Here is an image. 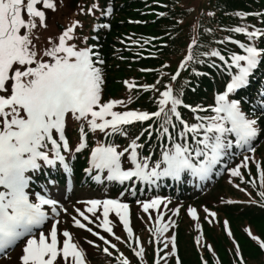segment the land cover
Masks as SVG:
<instances>
[{
	"label": "snow or ice",
	"instance_id": "6c2138e0",
	"mask_svg": "<svg viewBox=\"0 0 264 264\" xmlns=\"http://www.w3.org/2000/svg\"><path fill=\"white\" fill-rule=\"evenodd\" d=\"M38 5H42V8L37 7ZM55 8L54 0H0V254H6L7 250L24 240L21 264H59L61 260L63 264H86L84 250L73 242L72 234L66 229L62 233L58 231L57 226L61 222L58 219L60 211L66 213L67 209L60 207L58 201L40 193H35L33 200L28 191L31 180L28 173L39 170L40 161L47 166H55L59 162L68 170L63 152L70 151L65 134L66 116L69 113L75 120L84 121L87 128L93 132L110 130L109 134L123 135H126L125 126L163 117L157 131L161 137L167 139L170 146L163 145L161 159L154 165H150L151 157L140 156L138 149L143 145L137 143L139 137L132 140L122 151H118L117 146L111 144L97 145L92 150L88 171H106L108 180L120 183L136 178L154 184L161 177L171 176L179 179L185 171L201 180L207 179L233 146H247L249 151L254 152L251 141L258 134L256 120L245 115L241 110L240 101L229 97L248 85L249 77L264 60V47L255 43L264 37V30L249 31L247 27L236 26L231 31L243 34L247 42L227 37L218 43L235 44L241 52H232L225 56L220 50L213 49L203 53L205 56L218 58L229 72L235 69L226 85V91L217 95L215 105L207 109L183 104L174 94L171 85H163L161 91L156 87L161 83L159 80L153 85H136L125 81L130 91L139 87L158 93L155 98L157 110L148 112L127 109V103L123 100L102 101L104 78L101 67L97 65L103 64V60L90 47L77 48L74 43H69L74 39V31L79 22L64 29L57 38L58 42L49 37L50 47L42 54L36 50L33 32L38 27L37 20L40 27L46 28V14L42 9ZM237 15L243 16L241 13ZM195 44L196 40L193 39L180 69L194 60L192 48ZM43 57L49 59L45 60ZM215 66L213 64V67ZM179 74L177 71L171 79L176 80ZM130 102L131 98L128 100V103ZM117 106H123L126 110H114ZM180 106L188 108L194 114L210 111L212 115H195L196 122L189 123L181 117L178 111ZM173 118L181 125L179 129L173 123ZM170 128L176 130L175 137ZM79 133V146L76 151L85 147L86 133L83 125ZM229 135L235 136V145L232 140L227 139ZM125 154H128L127 158L132 165L127 170L122 168V157ZM250 159L252 158L244 156L240 165L228 169L230 175L243 180L241 168H246ZM257 169L261 187H264V169H261L259 163ZM95 179L99 180L100 177ZM252 183L255 187V181ZM259 195L264 197V191ZM81 203L85 205L84 209H75L77 216L72 217L75 227L85 229L98 236L105 244H109L104 236L94 232L88 224L98 220L100 222L96 224L97 227L115 235L113 222L109 218L110 214H115L129 241L133 239L127 203L120 199H91ZM138 203L145 213H149L150 209L157 211L156 226L154 231H149H153L157 243L163 242L164 249L168 248L170 243V254L175 255V235L170 238L164 236L169 227H175V222L170 219L168 222L163 221L164 213L159 211L161 198ZM45 206L51 208V218L54 221L47 233L42 230V226L50 219ZM58 207L60 211L57 210ZM204 211L211 217L216 215L207 208ZM178 214L177 208L173 215ZM188 214L193 220L198 219L195 208L189 207ZM149 219H152L151 214ZM196 227L199 229L200 225L197 224ZM34 230H39L38 235ZM249 235L253 240L257 239L251 232ZM60 236L63 237L62 241ZM116 239L119 240L120 237L117 236ZM135 243L139 250L134 248V254L143 262L144 248L140 245L138 237L135 238ZM197 244H200V237H197ZM110 246L116 248L115 244ZM260 247L264 248V241L260 242ZM164 249L157 248L155 264H161L164 257L160 256V253ZM103 251L109 256L112 255L107 247ZM118 259L120 264H130L122 253ZM177 264H180L178 259Z\"/></svg>",
	"mask_w": 264,
	"mask_h": 264
},
{
	"label": "trees",
	"instance_id": "16d2710c",
	"mask_svg": "<svg viewBox=\"0 0 264 264\" xmlns=\"http://www.w3.org/2000/svg\"><path fill=\"white\" fill-rule=\"evenodd\" d=\"M179 1L83 0L80 16L84 19V26L80 27L79 35L74 36V38L78 37L76 43L73 41L72 43L76 46L84 43L103 60V64L97 65L101 67L103 72V94L117 93L121 88V84L118 79L112 78L128 73L129 69L127 68H134L136 72L129 74L131 79L128 77L122 78L124 84L125 81H128L136 85H153L159 80L161 83L156 85L157 88L163 91V85H171L174 94L185 105H191L192 107L201 106L205 109L215 105L216 96L225 90L224 83L230 81L235 69L229 72L218 58L205 56L203 53L213 49L220 50L225 56L230 55L232 52H241L242 50L235 44L227 42L221 44L218 41L231 37L234 40L247 42V38L243 34L231 31L236 26L247 27L249 31L254 29L264 30V0H205L206 6L198 10L193 18L192 25L187 27L183 26L181 20L188 17L191 10L189 8L176 7ZM77 2L78 0H71V5L75 6ZM209 13H212V15H209ZM238 13L243 14V16L237 15ZM70 18L72 23L77 22L74 14ZM146 32H150L152 36H146ZM146 37L148 38L146 39ZM193 39L196 40V44L192 48L194 60L189 61L185 68L180 69V64L188 54L189 45ZM185 40H187V43L184 44ZM255 43L259 47H264V37L256 40ZM135 45H144V47L140 48L141 51L144 49L150 51L151 48H145L146 46H155V48L149 54L137 55L134 51L137 50ZM129 50L133 51L131 55ZM165 59H170L171 61L166 62ZM169 62L172 64L171 69ZM213 64L216 66L213 67ZM137 70L139 71L138 73ZM177 71L180 73L179 76L176 80H172L171 77ZM137 88L132 89L133 96L131 102L127 104V108L148 112L156 111L155 98L158 93ZM229 98L240 101V107L248 115L264 108V60L249 77L248 85L230 94ZM178 111L181 117L189 123L196 122L194 120L195 115H212L210 111L194 114L183 106H180ZM162 122L163 117L160 119L153 118L142 123L136 122L125 126L126 135H123L120 133L109 134L110 130L108 132L99 130L93 132L87 128L84 121H77L71 116V127L66 131V135L72 147L71 151H68L67 160L72 166L77 183H80L81 187L97 190H102L106 187L113 194L121 191L122 200L132 203L155 194L166 195L174 200L186 201L191 200L217 183L228 166L242 152L248 150L247 146L244 148L233 146L228 150V155L221 160L209 177L204 180L194 177L190 172L185 171L181 173L179 179L166 176L159 178L154 184L143 183L140 185L139 182L133 180L120 183L101 179L102 181L98 185V183L94 182L92 174V176L87 175L89 172L87 171L89 169L88 155L92 148L97 145L111 144L123 150L137 137H139L137 143L143 145V147L138 149L140 156L151 157L150 165H154L156 161L161 159L163 145L170 146L167 139L161 137L157 131ZM173 123L177 125V129L181 127L175 118H173ZM82 125L86 133L85 147L80 151H76L79 146V129ZM149 131L151 136H149ZM170 131L173 132L175 137L176 130L170 128ZM258 135L251 141V146L258 138ZM227 139L232 140L233 145H235V136L229 135ZM189 142H191L190 137ZM40 164L39 170L29 172L31 178L37 183L45 181L48 177L55 178L60 182L64 181L62 166L59 162L55 166H47L43 161H40ZM82 180L83 183H81ZM248 180H243L242 184H239L246 188V195L240 193L234 195L232 199L221 203L216 210L218 214L225 215L231 219L232 229L235 234H239L240 238H246L249 235L243 228V224L240 225V222L247 223L254 228L261 227L264 231V197H261L259 195L260 192L256 190V188L258 189L256 180H254L256 188L253 183L251 184V180ZM233 220L237 222L239 227L234 225ZM205 231L207 236L212 239L213 237L210 236L208 230ZM221 231H223L221 232L222 235H219L218 232V235H215L216 239L210 241L211 248L205 250V252L209 262L212 260V253L215 250L220 254L222 252L223 263L229 264L228 258L227 262L225 259L229 242L223 227ZM259 231L262 232V230ZM182 235L183 233L180 232L178 238H181ZM119 236L121 237L119 241H121L120 243L116 242L118 249L126 255L130 264H139L137 258L135 259L134 257V252H129L130 247L124 233ZM246 239L249 242V246L247 250H244V253L255 257L258 260L256 264H264V249L260 253V257L263 259H260L259 255L256 256L257 253L253 252L254 241L251 236L249 235ZM222 240H224V245ZM178 255L181 260L180 264H200L194 252L191 254L185 248L181 249L178 247ZM162 257L164 259L161 260V264H174L172 257ZM88 261V264H120V261H114L113 255L104 256L99 248L94 259H89Z\"/></svg>",
	"mask_w": 264,
	"mask_h": 264
},
{
	"label": "rangeland",
	"instance_id": "374dc122",
	"mask_svg": "<svg viewBox=\"0 0 264 264\" xmlns=\"http://www.w3.org/2000/svg\"><path fill=\"white\" fill-rule=\"evenodd\" d=\"M54 3L56 4L55 10L51 9H42L45 11L46 14V24L47 27H40L39 21L37 20L38 27L33 32V43L36 46V50L39 53H43V51L50 47L49 45V37L52 38L53 41L58 42L57 38L61 34V32L69 27L72 24V20L70 16L74 14L76 17V21L79 22L78 26L75 28L74 36L79 35V29L80 27H83V21L84 19L80 16L81 6L83 3V0H78L75 6L71 5V0H54ZM206 6L205 0H180L176 7L191 10L188 17H185L181 20L184 27L191 26L193 22L194 16L197 14L199 9H202ZM37 7L42 8V5H38ZM25 19H27V16L25 15ZM179 21V20H178ZM146 36H152L150 32H146ZM148 37H146L147 39ZM77 38H74L72 41L76 43ZM72 41H69V43H72ZM84 42V41H83ZM187 43V40H185L184 44ZM77 45L79 47L77 48H85L88 47L84 45ZM153 44V43H152ZM184 46V45H183ZM141 47L143 46H136L137 50H134L135 53L138 54H149L152 49L155 48V46H146L145 48H151L150 51H147L144 49L141 51ZM185 48V47H184ZM130 51V50H129ZM133 51H130L129 54L131 55ZM45 60L49 59L48 57H43ZM167 61H171L170 59H165ZM176 60V59H175ZM170 69L172 68L171 62ZM128 73L121 74L119 76H115L112 79H118L121 84V88L117 93L113 94H103L102 92V101L106 102L110 99H116V100H123L128 104L129 98L132 99L133 96V90H129L126 85L123 83V79L125 77H128L131 79V76L129 74L135 73L134 68H127ZM134 71V72H133ZM139 71L137 70V73ZM123 78V79H122ZM142 89V88H137ZM143 90V89H142ZM145 92V91H144ZM128 109V108H127ZM117 111H124L126 110L123 106H117ZM241 110L245 113V115L249 119H255L256 120V127L258 129V138L252 143V148L255 149L254 152L247 150L246 152L242 153L237 159H235L228 168L224 171L222 174L220 180L215 183L213 186L207 188L202 193L197 195L196 197L192 198L191 200L181 201V200H174L173 198L166 197V196H160L162 203L159 206V211L164 213L163 221L168 222L169 219L171 221L175 222V227H169V230L164 234L165 237L170 238L173 235L176 237V253L175 255H171V244L169 243V247L164 249L163 242L157 243L156 237L153 235V231L155 228V220L157 216V211L150 209L149 213H145L142 210L141 204L138 203V201L133 203H128L125 201H122L123 203H127L129 205V212H130V226L133 229L134 237L131 241H129L128 235L123 229V225L120 223L119 219L115 214H110V220L113 222V232L115 235H111L109 233H106L103 231L102 228H99L96 226L100 221H96V223L88 224V227L92 228L94 232H98L100 235L104 236L106 240H108L110 243L105 244L104 241L100 240L98 236L93 235L92 233L88 232L85 229H80L78 227H75L73 224L72 217L77 216V213L75 209L79 208L81 210L84 209L85 205L81 202L82 200L75 201L76 199H82V198H94V197H100L103 198V196H106L107 188L103 189L102 191H95L94 188H80L79 186H74L70 192L61 193L58 191V188H53L51 193H56L57 197H52L51 195H46L47 198H57L58 205L64 209H67V212L60 211V207H58V211H60V215L58 219L61 221L59 223L58 231L62 233L65 229L68 230L73 237V242L77 243L80 248L84 250L86 259L85 262L88 264L89 259H94V256L96 252L98 251V248L100 251L104 254V256L109 257L103 249L107 247L109 251L114 256V261L118 260V257H120V254L122 253L124 257L126 255L118 249L117 243H120L119 240L116 239V237H120L122 233L127 238V243L129 245V252L133 253V249L136 248V250H139L135 243V238H139L140 245L144 248L143 253V262H141L140 258L136 255L134 256L135 259L137 258V261L139 264H155V261L157 259V248L164 249L160 256L165 257H172L173 263L177 264V259L179 262L180 256L178 255V247L185 248L187 252H190L191 254L196 255L198 257L200 264H224L223 263V254L221 252L218 253L216 250L214 253H212V260L209 262L207 260V253L205 250H208L211 248V242L216 239L215 235L221 234L222 227L225 229L226 237L228 239L229 244L227 245V256L225 257L226 262L228 258L229 264H256L258 260L255 257H252L250 254H245L244 250L248 248L249 242L246 238H240L239 234H235L232 229L231 219L228 218L225 215H221L217 213V208L219 205L226 200L232 199L234 195L242 194L246 195L247 190L246 188L240 186L239 184H242L243 180H256V184L258 185V189L256 188L257 192H261L264 187H261L260 179H259V171L257 169V163L260 164L261 169H264V108H262L259 111H254L251 115H248L244 109L241 108ZM71 114L69 113L66 116V131L71 127ZM69 147L71 151V142L69 141ZM94 149V148H93ZM92 149V150H93ZM91 150V152H92ZM117 150L120 151V148L117 147ZM91 155V154H90ZM128 154H125L124 157H122V168L127 170L128 168L132 167L131 162L127 158ZM244 156H249L252 159L249 160L248 166L246 168H241V173L243 176V180H241L240 177H232L228 171L230 168H234L237 165H240L241 162L244 159ZM91 156L89 158L90 163ZM100 176V173L96 175ZM97 180V179H96ZM248 180V181H249ZM231 181V182H230ZM248 183V182H247ZM237 185L239 187H237ZM249 185V184H248ZM250 186V185H249ZM243 189V190H242ZM31 191V190H30ZM58 191V192H57ZM31 198L35 199V194L33 191H31ZM74 197V198H73ZM157 197L149 196L141 201H148L151 199H154ZM103 199H119L116 195L112 197H107ZM165 204L167 207H165ZM189 207L195 208L197 210L198 219L193 220L189 214L188 209ZM45 208L48 211L50 219L45 222V224L42 226V230L47 233L52 226V223L54 222L52 217L51 208L49 206H45ZM179 209L178 215H173V212L175 209ZM207 208L209 212H214L216 215L215 217H211L204 211V209ZM149 214H151L152 219H149ZM79 218V217H78ZM95 220V217H93ZM211 221V222H210ZM84 223H87L86 221H82ZM227 222V223H226ZM234 225H237V222L233 220ZM199 224L200 228L197 229L196 225ZM243 224V228L249 232H251L252 236L257 237L256 240H253V252L257 253L260 257V253H262V249L260 247V242L264 241V231L261 227H252L251 225L240 222V225ZM236 227H239L237 225ZM149 229H153V231H149ZM208 230L209 234L212 239H210L206 231ZM259 230H262L260 232ZM182 232L183 235L181 238H178V234ZM39 231H37L38 235ZM178 233V234H177ZM262 233L261 235H259ZM119 234V235H118ZM222 235V234H221ZM197 237H200V244H197ZM60 240H63V237H59ZM121 239V237H120ZM163 239V238H162ZM88 241H92L93 243H88ZM24 240H21L15 245L13 248L7 250L6 254L2 255L0 257V264H21L20 257L22 255V249L24 247ZM222 243L224 245V240H222ZM231 243V244H230ZM115 244L116 248H112L110 245ZM259 244V245H258ZM226 248V249H227ZM256 250V251H255ZM167 254V255H166ZM260 259H263L260 257ZM59 264H63V261H59Z\"/></svg>",
	"mask_w": 264,
	"mask_h": 264
}]
</instances>
